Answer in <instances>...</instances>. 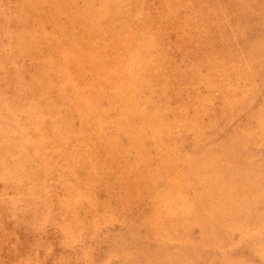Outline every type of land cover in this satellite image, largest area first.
<instances>
[{"label":"rangeland","instance_id":"374dc122","mask_svg":"<svg viewBox=\"0 0 264 264\" xmlns=\"http://www.w3.org/2000/svg\"><path fill=\"white\" fill-rule=\"evenodd\" d=\"M0 264H264V0H0Z\"/></svg>","mask_w":264,"mask_h":264}]
</instances>
